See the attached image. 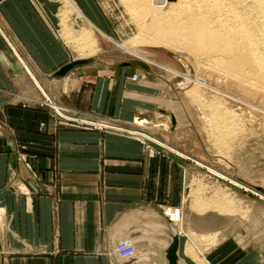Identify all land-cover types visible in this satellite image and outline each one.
<instances>
[{"label":"crops","instance_id":"1","mask_svg":"<svg viewBox=\"0 0 264 264\" xmlns=\"http://www.w3.org/2000/svg\"><path fill=\"white\" fill-rule=\"evenodd\" d=\"M53 26L28 0H0V109L13 132L0 140L1 261L126 264L114 252L131 239L139 264H170L166 253L177 234V264H264V245H240L244 234L235 231L191 254L190 238L162 211L184 202L195 167L189 158L117 129L58 126L51 109L32 103L41 91L63 117L70 110L118 127L153 120L164 107L184 121L151 69L85 65L58 76L71 61ZM21 146L32 157L29 169L18 163Z\"/></svg>","mask_w":264,"mask_h":264},{"label":"rangeland","instance_id":"2","mask_svg":"<svg viewBox=\"0 0 264 264\" xmlns=\"http://www.w3.org/2000/svg\"><path fill=\"white\" fill-rule=\"evenodd\" d=\"M28 1L34 8H36V11L41 17L46 18L49 22L53 21V23H55V26L52 27L53 34H55V36L57 37L59 46L65 52L71 63L81 61L79 60L81 58H87V61L85 59L82 60L86 61L85 63L78 66L97 65L116 67L120 65H130L141 68L142 70L151 69L152 72L154 71V82H157L160 85H164L166 87L165 94H162L164 97L163 99L166 101L177 103L182 107L184 121L181 124L177 118L176 113L173 110L168 109V107H164L161 109V111H157L155 113L156 115L154 116L153 120L145 119L138 121L137 124L134 125V127H118L117 122L114 120H111L109 122L103 120H86L85 117H80L78 115L76 116L70 110L63 111L60 109L61 112L65 115V117H63L57 111V109L51 105L52 101L49 102V99H46L41 91H39L40 94H38V96H35L32 99V103H35L34 105H36L37 107H45L51 109L54 117L57 120L58 126L68 125L83 129L98 130L117 129L125 131L127 134L140 141L143 140L148 143L151 142L159 148L164 147L153 142V140L151 139L160 141L161 143L166 144L168 148L179 152L180 155H184L183 157L186 156L187 158H189L190 161H192V163L195 165V167L190 172V180L187 184L184 202L179 206L162 207V211L170 221L171 219L169 215H174V218L180 225L182 232H184V235L187 234V238H190V248H193L191 250V254H195L196 246H199V244L206 248H209L213 245H216L221 239L230 236L234 231L238 232L235 235L236 238L238 234H244V237H242V239L238 238L241 241L240 245L245 246L246 243H250L249 245L251 246L253 243L256 245V247L258 245H264V122H262L264 121V103L262 104V100H260L259 98H255V100L254 97H251V95L249 96V94L243 92L242 89L238 90V85H236L235 83L234 84L236 86L234 88V84L232 85L233 82L231 80H227L226 78L214 73L213 70L208 68L209 66H206L207 64H205L206 62L204 60H200V62L195 60L192 56L186 54L182 55V53L179 52L175 53V51L169 50L168 48L166 49L165 47L151 48L141 42H139L137 45L139 49L151 53L152 59L156 60L157 62L169 65L181 73H187V69H185L183 65L178 61V58L182 57L185 61L188 60L189 62H186L190 67L189 70L191 72V75L193 77L202 76L207 80L208 88L204 87L200 89L202 98L200 96L199 99H193L188 93H185L187 89L191 88L193 85L187 86L186 88L183 87L182 85L185 83V80L182 77L171 76L162 69L152 66L147 62L130 55L125 50L121 49L113 42L108 41L101 35H98L99 48H101V51L96 53L95 55L90 56L89 58L87 56L83 57V53L79 51L78 53L77 49L73 47V44L69 43L68 40L65 39V33L67 31L72 33V35H76L78 34L77 32L81 30L84 24L82 20H78L74 14L70 15L67 13L68 15L66 14L65 18L64 14L68 11V8L64 0ZM74 1L78 3V5L86 12V14L90 18H95L97 23L101 27H103L108 32V34L114 37L115 40H117L120 44H124L126 42L129 44L133 43V38L136 34V27L132 22L129 13L125 11V7L119 0ZM43 3L46 4V10L43 7ZM88 12L90 13L88 14ZM64 20H66L67 22ZM69 28L72 29L69 30ZM196 65L197 67H199L197 68ZM214 74H216L217 77L220 76L219 78L223 80L221 81L215 78L216 75ZM133 79L134 81H138L139 78L137 75H135ZM228 81L231 82L229 83ZM227 84L229 88L232 85L231 89H228ZM240 92L243 96H241ZM242 92L245 94H243ZM246 94H248V96ZM221 95L226 98V101L229 102H226ZM218 96L220 98L222 97V99H220V101H222V104L218 100ZM233 97L237 100H235ZM243 97L246 98V101ZM247 97L250 98V100ZM231 98L234 99V102ZM252 98L254 99V101ZM238 99L243 100L238 101ZM223 101H225L226 103H223ZM212 102L213 104L214 102L215 104H220H214L216 108H211L214 107ZM240 103L246 105L249 104L248 112L245 108H248V106H244L242 104L244 106L243 107ZM220 105H222V107ZM250 105L253 109H250ZM217 106H219L220 108ZM261 106H263L262 109L260 108ZM222 108L226 110L225 113ZM215 110H217V113L218 110L220 111L218 114L215 112V114ZM257 110L261 111L259 112ZM231 113L233 114V116ZM210 114L212 116H210ZM240 114L241 116L244 115V117H241ZM251 114H253V116ZM258 114H260L261 117H259L260 115ZM239 116L243 120L240 119L241 121H239ZM246 116H249L250 118ZM226 117L229 118L227 119ZM215 118L216 120H214ZM217 119L220 120L217 121ZM255 119L258 121H256ZM259 119H261L262 121ZM229 120H232V123L239 125H232ZM227 122L233 127L232 130L228 128L229 132L231 131L230 136H232L231 134H233L232 137L229 136L230 139H228L229 137L226 136V132L223 133L224 131L222 132L221 129L214 128L218 124H222V126L226 125ZM135 126L141 129H148V131L154 130V136L149 133L136 131ZM236 126H239L240 128L238 127V129ZM242 128H244L245 130ZM208 129L210 131H208ZM11 134H13V132L11 131L10 125L6 119L5 112L0 109V140L7 139L9 136H11ZM238 134H240L239 136H241L242 138L239 136L237 137ZM252 135L254 136L252 137ZM220 141L222 143H220ZM218 143L220 144L218 145ZM17 158L20 165L24 166L27 169L31 167L30 165L32 157L29 153L28 147L21 146L18 150ZM210 169L215 171L217 174L212 173ZM233 182L238 183L239 185H241V187L236 186ZM198 203L203 205H200L199 207ZM206 205H208V211L200 213V209H204ZM214 215H219V218L215 216V225L210 226L208 230L216 229L218 231V237H216L215 243L204 241L201 239L198 240V238H196L195 236H191V230H189L190 228L193 229L199 226L203 222V219H207V221H210L214 217ZM171 223L173 225L172 221ZM193 250L194 253H192ZM0 264H4L1 259Z\"/></svg>","mask_w":264,"mask_h":264},{"label":"bare ground","instance_id":"3","mask_svg":"<svg viewBox=\"0 0 264 264\" xmlns=\"http://www.w3.org/2000/svg\"><path fill=\"white\" fill-rule=\"evenodd\" d=\"M119 1L125 7V9H126L125 11H127L129 13L131 20L136 27V34H135V37L133 38V43H130V44L127 43L126 41H125L126 43L120 44L117 40H115L114 37H112L110 34H108V32L97 23L95 18H90L86 14V12L78 5L77 2H75L74 0H64L66 6L68 8V11L66 13L64 12L65 18H66L67 13L70 15L74 14L77 17V19L82 20V22L84 24L82 26L81 30L79 32H77L78 34H76V35L75 34L72 35V33L68 32V31L67 32L65 31L66 33L64 32L65 36H66L65 39H67L69 43L73 44V47L75 49H77V52L79 51V52L83 53V55H82L83 57L87 56L89 58L90 56L95 55L96 53L101 51V48H99V38H98V35H101L102 37H104L108 41L113 42L115 45H117L121 49L125 50L130 55H132L136 58H139V59L147 62L148 64H150L152 66H155L159 69H162L163 71H165L167 74H169L171 76L182 77L185 80V83L182 85L183 87L186 88L187 86L193 85L191 88H188L185 93H188L193 99H199L200 96L202 98V95L200 94V89L204 88V87L208 88L207 80H206V78H204L202 76L201 77L200 76L193 77L191 75V72L189 70L190 67H189L188 63L186 62L188 60L185 61L182 57L178 58V61L183 65V67L185 69H187V73H181L169 65L157 62L156 60L152 59L151 53H149L145 50L139 49L137 47V45L139 42H141V43L148 45L151 48L165 47L166 49L168 48L169 50L175 51V53L179 52V53H182V55L186 54V55L192 56L197 61L204 60L206 62L205 64H207L206 66L207 67L209 66L208 68L213 70L214 73L220 75L221 77L226 78L227 80H231L233 82L232 85L234 83L236 85H238V90L242 89L243 92L248 93L249 96L251 95V97H254V99L259 98L260 100H262V104L264 103V0H119ZM89 13L90 12H88V14ZM67 20H68V18H67ZM64 21H66V20H64ZM66 29H68V28H66ZM71 29L72 28H69V30H71ZM84 59L87 61V58H81L79 60L82 61ZM190 61H192V60H190ZM196 67H197V65H196ZM216 74H214V75H216ZM220 76L217 77V75H216V77L215 76H213V77L221 80L219 78ZM223 83H224V81H223ZM235 84L233 85L234 88L236 86ZM231 86L229 88L228 84H227L228 89H231ZM236 89H234V90H236ZM234 90H231V91H234ZM42 93H44V92H42ZM240 94H241V92H240ZM243 94H245V93H243ZM248 94H246V95L248 96ZM44 95H45V97L47 96L46 93ZM216 95H218V94H216ZM241 96H243V95L241 94ZM222 97L221 98L219 97V99L218 98L217 99L220 101V99H222ZM47 99L50 100L49 97ZM225 99L226 98H224V100ZM234 99H232L233 102H234ZM244 99L246 101V98H244ZM248 99L250 100V98H248ZM248 99H247V101H248ZM252 99H251V101H252ZM254 99H253V101H254ZM235 100H237V99H235ZM239 100H243V99H238V101ZM225 101H223V103ZM220 102L222 104V101H220ZM226 102H229V101H226ZM255 103H253V104H255ZM212 104H213V102H212ZM214 104H215V102H214ZM216 104L219 105L220 103H216ZM240 104L242 105L243 103H240ZM52 105H53V103H52ZM215 105H214V107H211V108H216ZM241 105H239V106H241ZM243 105L245 106L246 104H243ZM248 105H246V106H248ZM220 106L222 107V105H220ZM217 107H219V106H217ZM262 107L263 106H261L260 108L262 109ZM54 108H57V107H54ZM245 108L247 109V112H248L249 106H248V108L247 107H245ZM245 108H244V110H245ZM251 108L252 107L250 105V109ZM181 110H182V108H181ZM223 110L225 113L226 110L225 109H223ZM216 111L217 110H215L214 113ZM219 111L220 110H218V113H219ZM257 111H259V110H257ZM253 112H254V110H253ZM255 112H256V110H255ZM233 114H232V116H233ZM251 115L253 116V114H251ZM258 115H260V114H258ZM210 116H212V115L210 114ZM215 116H217V115H215ZM234 116H236V115H234ZM240 116H241V114H240ZM249 116H246V117H249ZM241 117H244V115ZM241 117L239 118V121L243 120V119H241ZM259 117H261V115ZM216 118L214 120H216ZM226 118H222V119H226ZM178 119H179V117H178ZM220 119H217V121ZM237 119H236V121H237ZM261 119H259V120H261ZM263 119H264V116H263ZM256 121H258V120H256ZM206 122H208V121H206ZM230 122L232 123V120ZM243 122H245V121H243ZM262 122H264V121H262ZM232 125H239V124L232 123ZM232 125L231 124L229 125L227 122L226 125L222 126V124L221 125L218 124L214 128L215 129L216 128L221 129L222 132L223 131H224L223 133L226 132L227 133L226 136L229 137L230 133H231V131L229 132V129L232 130V128H233ZM240 127H241V125H240ZM242 129H244V128H242ZM208 131H210V130L208 129ZM250 131H251V129H250ZM231 135L233 136V134H231ZM239 135L240 134H238L237 137ZM232 136H230V137H232ZM253 136L254 135H252V137ZM220 137H222V136H220ZM230 137L228 139H230ZM239 137H241V136H239ZM244 139H246V138H244ZM151 140H153L155 143H157L161 146H164L166 148L168 147L166 144L161 143L160 141H157L155 139H151ZM212 143H213V141H212ZM220 143H222V142L220 141ZM220 143H218V145ZM219 150H220V148H219ZM175 152H177V151H175ZM177 153H179V152H177ZM182 156H184V155H182ZM210 171L212 173L217 174L215 171H213L211 169H210ZM233 183L236 186L241 187V185H239L238 183H236V182H233ZM200 205L202 206L203 204L198 203L199 207H200ZM207 209H208V205H206V207L204 209L203 208L200 209V213L208 211ZM215 216L216 215H214V217L211 220L208 219L210 221H207V219H203L202 220L203 222L199 226H197L196 228H193V229L190 228L189 230H191L190 231L191 236H195L196 238H198V240L201 239L204 241H210V242L215 243L216 237H218V231L216 229L208 230V228L210 226L215 225V222H216L215 218L218 217V216H216V217ZM213 220H215V221H213ZM175 224L177 226H179L178 222H176ZM126 241H128L134 247L135 254L137 257L139 255V252H138L139 248L136 244L137 242L135 243L131 239H127ZM138 242H139V240H138ZM189 249L191 252V250L193 248H189ZM192 253H194V250L192 251ZM196 256H197V254H196ZM197 263H199V260H197ZM134 264H139V262L135 261Z\"/></svg>","mask_w":264,"mask_h":264},{"label":"water","instance_id":"4","mask_svg":"<svg viewBox=\"0 0 264 264\" xmlns=\"http://www.w3.org/2000/svg\"><path fill=\"white\" fill-rule=\"evenodd\" d=\"M86 61H76L64 66L58 73V76H66L70 71H72L78 65L85 63ZM185 65V64H184ZM186 66V65H185ZM171 222V221H170ZM172 225V223H171ZM174 226V225H172ZM178 250H179V237L177 234L172 235V243L167 250V259L170 264H177L178 262Z\"/></svg>","mask_w":264,"mask_h":264},{"label":"built area","instance_id":"5","mask_svg":"<svg viewBox=\"0 0 264 264\" xmlns=\"http://www.w3.org/2000/svg\"><path fill=\"white\" fill-rule=\"evenodd\" d=\"M115 254L126 264H134L137 257L134 247L128 241H121L115 249Z\"/></svg>","mask_w":264,"mask_h":264}]
</instances>
